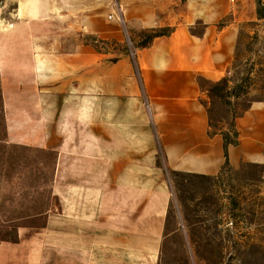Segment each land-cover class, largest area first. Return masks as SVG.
Masks as SVG:
<instances>
[{
  "label": "crops",
  "instance_id": "obj_1",
  "mask_svg": "<svg viewBox=\"0 0 264 264\" xmlns=\"http://www.w3.org/2000/svg\"><path fill=\"white\" fill-rule=\"evenodd\" d=\"M8 1L15 9L13 22H0L3 141L53 163L49 205L25 217L31 224L18 225L13 240H0V264H160L167 167L217 177L226 163L198 80L224 77L238 25L260 21L258 1ZM226 15L232 24L216 30ZM119 17L130 34L167 33L138 50L135 64H104L86 36L117 37ZM236 120L229 166L259 165L264 174V102Z\"/></svg>",
  "mask_w": 264,
  "mask_h": 264
},
{
  "label": "rangeland",
  "instance_id": "obj_2",
  "mask_svg": "<svg viewBox=\"0 0 264 264\" xmlns=\"http://www.w3.org/2000/svg\"><path fill=\"white\" fill-rule=\"evenodd\" d=\"M261 3L264 16V0ZM14 9L12 2L0 0V22H13ZM230 24L232 16L226 15L216 30ZM117 26L115 38L86 36L88 52L100 54L104 64H114L124 57L135 64L137 51L163 32L130 34L121 17ZM237 29L224 77L198 80L212 133L222 134L229 141L237 132L236 115H243L254 102H264V19L241 23ZM195 32L201 33L202 27ZM249 71L253 80L247 93L239 99L230 98L228 106L222 83L229 80L232 86ZM5 124L0 80V240H13L17 226L31 224L26 218L44 212L50 203L53 158L38 149L5 144ZM159 163L163 165L164 159ZM165 174L171 205L160 264H264L262 166L224 165L217 177L168 167ZM19 218L24 220L7 224Z\"/></svg>",
  "mask_w": 264,
  "mask_h": 264
},
{
  "label": "trees",
  "instance_id": "obj_3",
  "mask_svg": "<svg viewBox=\"0 0 264 264\" xmlns=\"http://www.w3.org/2000/svg\"><path fill=\"white\" fill-rule=\"evenodd\" d=\"M258 1V5H259V18L260 19H264V16L261 13V0H257ZM167 32H162L161 34L157 35V36H161V35H165ZM155 36V37H157ZM252 72L249 71L247 73H244L237 82H235L232 86L229 85V80H226L225 82H223V86L226 87V92L225 95L227 97V101L226 104L229 106L231 105V101L230 98L232 99H239L241 96L245 95L247 93V90L249 89L251 83H252ZM264 87V86H263ZM262 87V89H264ZM264 101V100H262ZM249 108L245 109L243 112H246ZM240 115H236L235 120L240 117ZM211 126V123H210ZM217 134V133H214ZM222 135V134H221ZM223 140H224V151H225V159H226V163L225 165H229V161H228V154H227V150L228 147L231 145H236L238 142V133L236 132V134H234V139L232 141H229L225 136H223Z\"/></svg>",
  "mask_w": 264,
  "mask_h": 264
}]
</instances>
